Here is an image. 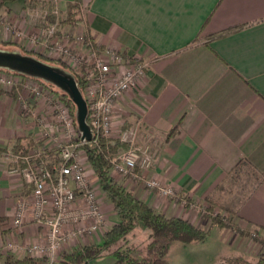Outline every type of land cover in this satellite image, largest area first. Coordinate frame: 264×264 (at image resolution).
I'll use <instances>...</instances> for the list:
<instances>
[{
    "label": "crops",
    "instance_id": "obj_1",
    "mask_svg": "<svg viewBox=\"0 0 264 264\" xmlns=\"http://www.w3.org/2000/svg\"><path fill=\"white\" fill-rule=\"evenodd\" d=\"M51 1L62 8L77 2ZM79 5L85 10L81 26L100 51L112 48L149 63L138 88L117 100L113 134L140 123V136L151 135L154 155L146 176L172 187L175 195L162 196L143 180L112 170L115 178L155 209L204 228L219 227L182 200H232L236 206L227 210L235 216L234 224L263 239L264 0H79ZM228 29L232 32L210 40ZM25 82L24 77L13 88L0 86V264L8 253L23 257L28 255L25 246L46 240L31 212L21 227L14 226L16 206L31 198L32 189L4 158L16 144L27 153L42 152L40 143L46 140L39 117L32 113L43 107L42 99L28 98ZM24 100L30 111L22 109ZM34 142L40 145L33 148ZM237 181L250 185L248 192L242 188L230 196L226 186ZM92 183L100 190L106 225L80 244L101 242L108 223L118 219L95 177ZM220 229L238 256H259L264 250L249 235ZM8 242L19 249H3Z\"/></svg>",
    "mask_w": 264,
    "mask_h": 264
},
{
    "label": "built area",
    "instance_id": "obj_2",
    "mask_svg": "<svg viewBox=\"0 0 264 264\" xmlns=\"http://www.w3.org/2000/svg\"><path fill=\"white\" fill-rule=\"evenodd\" d=\"M55 33V26H52L32 40L37 43L40 38L45 39L44 46L49 51L71 56V64L72 60H75V46H68L67 41L54 39ZM77 38L78 48L84 46L88 51L87 56L83 57L85 62L89 61L85 91L88 116L98 133L110 136L113 133V115L117 100L127 91L138 88L140 80L146 75L149 63L136 58H126L112 48L100 51L93 40H86L83 36ZM76 63L75 61L72 65L75 66ZM19 78L22 77L0 71V86L13 88ZM24 88L28 98L43 100L45 96H49L52 101L51 91L34 82H25ZM54 104L58 116V121L55 122L47 121L46 116L39 114L38 110L32 111L44 127L42 137L46 139V143L41 147L42 152L21 153L11 148L4 154L10 171L21 175L32 189L31 198L21 199L16 206L14 226L21 227L28 212H31L32 221L45 229L46 240L44 243L32 242L24 249L28 255L46 256L48 264L57 263L63 248L78 246L79 244L71 243L98 235L106 225V214L98 198V189L88 179L85 159L83 160L80 154L85 141L81 139V134L75 132L74 121L65 104L58 100ZM30 108L27 100H24L22 109L30 111ZM139 131L138 124L119 131L118 136L126 143L127 149L114 159L113 171L122 177L143 180L148 188L157 190L162 196H174L172 187L157 178L146 176L145 172L154 164V155L149 144L138 142ZM62 135H68L70 142L55 144L61 161L50 167L47 165L48 160L44 158L48 149L46 144L48 140L57 142ZM185 199L182 200L184 205L200 214L201 207L193 202L188 203ZM3 249L16 251L19 247L13 242H8Z\"/></svg>",
    "mask_w": 264,
    "mask_h": 264
},
{
    "label": "trees",
    "instance_id": "obj_3",
    "mask_svg": "<svg viewBox=\"0 0 264 264\" xmlns=\"http://www.w3.org/2000/svg\"><path fill=\"white\" fill-rule=\"evenodd\" d=\"M16 1L18 0H0V13L6 4ZM76 8H79V0L67 4L64 8L66 14L64 22L74 21ZM231 32L232 29H228L214 34L210 37V40L222 37ZM0 50L20 53L49 65L62 68L75 77L85 97L87 66H84L81 71L75 72L64 62L63 58L50 60L44 55L35 52ZM0 71L11 72L22 78L27 77L39 80L46 84L47 87L54 89L59 99L70 108L74 126L78 133L81 134L77 123L76 105L65 91L42 78L22 74L3 67H0ZM87 122L92 128L93 139L89 142L85 141L81 146L85 154L84 161L90 169H92L99 188L111 202L118 219L104 231L101 242L86 243L70 249H63L59 254L56 264H86L94 258L107 255L114 257V262L112 264H168L167 256L172 242L179 241L184 244H198L206 241L209 234L207 228L200 227L188 218L170 216L155 209L138 197L132 190L127 188L123 182L117 180L112 174V169L114 167L113 161L120 153L127 149V145L115 138L98 133L93 128L89 116ZM39 145L37 142H34L33 148H37ZM13 149L21 153H27L29 151L20 144H16ZM53 152V150L47 149L44 154V158L48 160L47 165L50 167L61 161L59 157L56 159L54 158ZM208 201H210V198H208ZM211 210H213V206L206 207V211L208 212L204 214L206 218H210L211 225L220 228H229L241 235H249L254 240L264 245V238H259L257 232L241 229L234 223H231L234 216L229 218L231 222L225 221L220 214H214V211ZM140 224L144 225L149 231V241L146 245L145 253L142 255L135 250L134 246L129 245L130 234ZM228 261L231 262L230 264H264V250L260 252L255 262L247 260L243 256H235L234 258L228 259ZM4 264H48V258L46 256L33 255L15 257L8 253L4 259Z\"/></svg>",
    "mask_w": 264,
    "mask_h": 264
},
{
    "label": "rangeland",
    "instance_id": "obj_4",
    "mask_svg": "<svg viewBox=\"0 0 264 264\" xmlns=\"http://www.w3.org/2000/svg\"><path fill=\"white\" fill-rule=\"evenodd\" d=\"M64 8L65 7L62 8L56 2L51 0H18L16 2L6 4V6L1 10L0 13V49L19 50L22 52H35L44 55L50 60L63 58L64 62L75 72L81 71L84 66H87L89 69V64H87L89 63V61L85 62V59H83V57L85 58L87 56L88 51L86 47L80 46V48H78L77 45L79 42L77 38L78 36H83L84 38H86V40H92L91 36L88 35L86 29L81 26V24L83 23L82 19L85 15V10L79 5V8H76L75 10L76 13L74 21L64 22V18L66 17ZM52 26H55L56 30V33L53 37L54 39H59L60 42L67 41L68 46H75V60H72V63L75 61L77 62L75 66H73L72 63L70 64L72 59L71 56H65L62 53H58V51H55L53 53L49 51V49L44 46L45 39L40 38L37 43L33 42L32 39L34 37H36L38 34H43L46 29ZM28 81L34 82L44 89H48L51 91L50 97L52 98V101H50L49 96H45V98H43L42 100L43 107L38 110V113L46 116L47 121H58L56 105L54 104V102H57V100H61L59 99L56 91L52 88L47 87L46 84L39 80L26 77V82ZM61 102L64 103L63 101ZM65 106L68 108L69 114L73 119L70 108L66 104ZM136 124L141 127L140 123H135V125ZM75 132L78 131L76 130ZM118 133L117 135H114L112 133V135L108 137L115 138L122 142L118 136ZM138 135L140 136V131ZM77 136L78 135H76V137ZM150 136L151 135L148 134L145 136L141 135L140 137H138V142L141 144H149L151 146V151H153ZM67 137L68 135H62L60 138H58L57 142L48 140L46 146L49 150L54 151L53 156L55 159L59 157L60 154L55 144H65L67 142H70V138ZM41 144L45 145V140L41 141ZM80 154L84 160V152L82 151ZM85 166L87 177L92 182V180L94 179V173L92 169L89 168L86 162ZM115 174H118V172H115ZM237 182L239 183L226 186L232 192L230 196H236V194H238L242 188L245 190L243 192L244 194L248 192L250 185H248L247 183H240V181ZM214 197L217 198L218 194L217 197ZM185 200H187L188 203L193 202L198 204L201 207V212L199 215H202V217H204V214L208 212L206 211V207L208 208L210 206H213V210L211 211H214V214H220L225 221H230L229 218L234 216L230 211L227 210V208L229 210L235 208L236 202L232 200H225L220 198L216 200L215 204L211 202V198L210 201L207 200L204 203H198L196 202V200L192 201L187 197ZM193 212L195 213L197 211L195 210ZM231 223H234V218ZM108 225L111 226L113 225V223H108ZM110 226H108V228ZM206 228L209 230V234L206 241H204L203 243L184 244L179 241L172 242L170 251L167 256L168 264H230L231 262L228 261V259L238 256L239 252H237V250L233 248L234 245L231 244V241L227 237L223 236L225 231L220 229V227L213 229L209 227ZM148 236V229L144 225L140 224L130 234L129 245L134 246L135 250L138 251L140 255H142L145 253L146 245L149 241ZM80 243H82L81 239L77 244ZM244 255L247 260L253 262L257 261L258 259V255L253 256V254L247 253H245ZM113 262L114 257L111 255H107L94 258L86 264H112Z\"/></svg>",
    "mask_w": 264,
    "mask_h": 264
},
{
    "label": "water",
    "instance_id": "obj_5",
    "mask_svg": "<svg viewBox=\"0 0 264 264\" xmlns=\"http://www.w3.org/2000/svg\"><path fill=\"white\" fill-rule=\"evenodd\" d=\"M0 67L42 78L65 91L76 105L77 123L81 139L88 142L93 139L92 128L87 122L88 102L71 73L33 57L3 50H0Z\"/></svg>",
    "mask_w": 264,
    "mask_h": 264
}]
</instances>
